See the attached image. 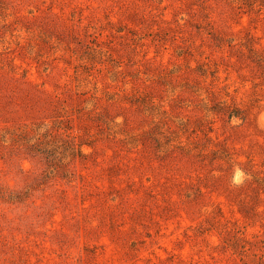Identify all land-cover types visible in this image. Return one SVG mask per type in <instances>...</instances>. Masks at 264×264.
Listing matches in <instances>:
<instances>
[{
  "label": "rangeland",
  "instance_id": "374dc122",
  "mask_svg": "<svg viewBox=\"0 0 264 264\" xmlns=\"http://www.w3.org/2000/svg\"><path fill=\"white\" fill-rule=\"evenodd\" d=\"M260 2L0 0V264H264Z\"/></svg>",
  "mask_w": 264,
  "mask_h": 264
},
{
  "label": "trees",
  "instance_id": "16d2710c",
  "mask_svg": "<svg viewBox=\"0 0 264 264\" xmlns=\"http://www.w3.org/2000/svg\"><path fill=\"white\" fill-rule=\"evenodd\" d=\"M241 5H248V6H253L258 0H237ZM261 2L258 3L257 5H264V1L260 0Z\"/></svg>",
  "mask_w": 264,
  "mask_h": 264
}]
</instances>
